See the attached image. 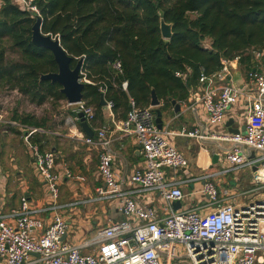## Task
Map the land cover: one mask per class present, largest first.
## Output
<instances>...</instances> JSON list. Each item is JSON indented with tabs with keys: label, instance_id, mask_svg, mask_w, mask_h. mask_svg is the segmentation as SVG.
Masks as SVG:
<instances>
[{
	"label": "built area",
	"instance_id": "1",
	"mask_svg": "<svg viewBox=\"0 0 264 264\" xmlns=\"http://www.w3.org/2000/svg\"><path fill=\"white\" fill-rule=\"evenodd\" d=\"M14 2L40 16L36 0ZM237 62V59L223 61L219 72L202 74V90L191 89V95L195 104L205 108L212 127L222 125L227 113L242 105L246 118L244 132L209 135L201 128L159 129L154 108L138 107L131 101L127 118L114 123L116 131L135 136L145 159V167L135 170L129 183L120 180L114 171L115 132L103 126L90 138L79 128V114L91 126L96 120V109L85 101L75 105L62 102L63 107L71 109L65 119L69 131L74 129L80 142L99 150L98 172L104 187L97 190L94 200L117 201L124 215V219L100 228L92 238L78 245L68 242L71 225L59 214L65 208L58 203L59 187L64 179L86 180L75 176L65 164L58 167L57 156L32 141V135L45 131L29 129L24 142L36 176L46 187L51 202L49 206L36 208L23 198L18 207L8 211L0 197V264H183L179 248L186 250L192 264H264V70L249 73L245 87L238 89L233 79ZM115 69L121 70V64L116 63ZM123 88L127 90V83ZM112 108V103L107 102L105 109L111 115ZM191 108L196 110L194 106ZM12 125L26 130L16 122ZM167 137L226 143L229 148L225 159L230 166L195 180L177 179L180 169L186 170L189 162ZM246 169L253 171V185L240 195L232 194L228 188L220 190L215 183L217 177ZM191 181L203 183L196 193L203 200L190 209L176 211L173 203L186 199L183 186ZM261 191L259 199L251 198ZM148 192L157 193L164 206H147L136 199V194ZM245 197L246 202L239 200ZM45 213L52 215L48 223L41 218Z\"/></svg>",
	"mask_w": 264,
	"mask_h": 264
},
{
	"label": "trees",
	"instance_id": "2",
	"mask_svg": "<svg viewBox=\"0 0 264 264\" xmlns=\"http://www.w3.org/2000/svg\"><path fill=\"white\" fill-rule=\"evenodd\" d=\"M36 5L43 33L60 38L72 67L83 60L84 101L96 109V118L104 115L102 94L113 114L125 120L131 101L150 107L155 90L163 103L157 110L164 114L173 101L186 102L191 85L202 74L219 72L223 61L237 59L248 75L259 70L256 54L264 55V0H36ZM162 19L173 27L170 40L162 36ZM35 22L36 15L14 0H0V88L18 90L39 106L66 101L59 84L40 81L58 66L49 50L32 43ZM5 41L19 62L7 61ZM12 122L27 131H51L49 120L17 111ZM32 141L42 150L49 146L44 133H35Z\"/></svg>",
	"mask_w": 264,
	"mask_h": 264
},
{
	"label": "crops",
	"instance_id": "3",
	"mask_svg": "<svg viewBox=\"0 0 264 264\" xmlns=\"http://www.w3.org/2000/svg\"><path fill=\"white\" fill-rule=\"evenodd\" d=\"M257 54L256 58L259 63L258 71H263L264 61L262 60V58L264 55L261 54L260 57H258ZM234 68L235 70H233V74L236 71L242 72V78L245 80L246 84L247 75H245L243 73V70L240 69L238 62L234 64ZM186 78L187 75H185L183 79ZM191 89L194 91L202 90V87L200 85V79L196 85H191L188 100L183 103H178L181 106V112L179 114L175 112V107L173 104L171 109H169L166 113L162 114V129L169 128L179 131L182 128H187L188 130L201 128V130H203L205 133H210L209 135H212L211 133L213 132L219 135L229 133V128H227L226 124L232 119L234 120V124L232 125L233 129L241 130L246 125V118L244 114L245 108L242 109V105H240V109L234 108L227 113L226 121L222 125H220L219 127H212L209 124L208 114L206 113L203 105L194 103V100L191 95L193 91H191ZM162 105L163 103L161 102V106ZM191 106H194L196 110H193ZM157 109L154 108V110ZM241 110L243 111L241 112ZM104 111L106 112V115ZM103 113V117L96 118V120L91 124V127L95 133L98 128H101L103 126H107L115 132L113 136L114 141L112 144V149L115 154L114 171L116 172L120 180H124L126 183H129V178L133 174V172L135 170L143 169L145 167V159L142 154L141 147L138 145L135 136L123 134L122 132L115 130L114 123H117L122 120H120L114 114L111 115L110 112L107 111L105 108H103ZM79 128L82 131L81 127ZM45 133L48 134V140L54 138L57 144L56 147L51 148V151L58 158V167H61V165L64 164L67 167H71V169H73V171H75L76 173L84 175L87 179V182L85 181L86 185L88 183L86 187H81L80 190L77 191L75 190L76 185L74 183H77V181L64 179L60 183V205L65 207L72 205L73 202L71 201L79 197L81 194H84L85 196H90L91 200L94 199L97 196V190L104 187L98 172L99 150L87 147L82 142H80L76 137L77 133L74 129L72 131H69V135L58 134L55 133V131ZM65 138L76 140L78 142V145H81L85 148V151L81 152L77 145L70 144L69 141ZM171 138L175 139L172 140V143H175L176 147L183 153V155H185L186 159L190 163V171L192 173L191 175H189V177H185L182 172L186 170L179 171L177 179H184V181L195 180L200 178L202 175L217 173L223 170L224 168L230 166L229 162L225 159V151L229 148V145L226 143L208 139L206 141L197 142L188 138ZM19 150L20 149H11V152L21 153V151ZM27 155L30 160L32 173L27 174L24 170L25 175H22V178L19 179L21 193L17 194L14 192V190L12 192L9 191L10 181H8V174L4 177L0 176V197L5 200V209L8 211L12 208L18 207L21 204L23 198H27L29 201H31L36 208H43L45 206L50 205V196L48 194V191H45L47 189L44 184L36 176L33 167V162L28 149ZM215 158L216 160H214ZM167 175L171 177V174L168 171ZM251 178H253L252 170L249 174H245L244 176L235 177L231 175H226L217 177L215 183L218 185L220 190H225L228 188L234 194L240 195L251 189ZM202 185V182L191 181L183 186V191L186 194V200L189 201V204L186 206L185 202L182 201L181 209H190L192 207V203L195 205V202H192L194 200L193 196L195 195L199 196L198 202L199 200H203L201 199L200 195L194 194L195 192L197 193L201 190ZM187 186H190V192L188 189H186ZM125 188L130 190L128 187ZM194 188H196V190L193 191ZM47 195L48 198L46 199ZM136 199L140 203L147 206L151 205L162 208L165 204L163 199L157 193L153 192L136 194ZM90 215V221H87V223L83 225V230L87 235L86 237H88V239L92 238L95 233L100 229L101 223L105 227L111 222L120 221L124 219V215L120 209L119 204L114 205L113 207L99 205L98 207L93 208ZM51 217V213H45L41 215V218L44 219L46 223L50 221ZM89 252V250H85V253Z\"/></svg>",
	"mask_w": 264,
	"mask_h": 264
},
{
	"label": "rangeland",
	"instance_id": "4",
	"mask_svg": "<svg viewBox=\"0 0 264 264\" xmlns=\"http://www.w3.org/2000/svg\"><path fill=\"white\" fill-rule=\"evenodd\" d=\"M4 47L8 51L6 55L8 62H19L21 60L20 55L12 50L10 42L5 41ZM15 91L18 90L12 89L10 87L0 88V176L4 177L8 174V181H10L9 191L12 192L14 190L15 193L19 194L21 193L19 179L22 178V175H25V173H32L30 160L27 155V148L25 147L24 143V137L26 136V132L29 133L30 131L24 129L22 130V128L12 125L13 114L15 113V111H17L19 114H29L36 118H45L49 120L51 131H55V133L58 134L69 135V127L66 125L65 119L71 113V109L63 107V101L55 102L53 100H49L46 104L42 106L35 105L30 102V100L20 91H18V94H16ZM243 108L244 107L242 106V109ZM242 111L243 110H241V112ZM104 113L106 115L105 111ZM12 128L17 129V132L13 131ZM65 139L68 140L70 144L77 145L81 152L85 151V148L81 145H78V142L76 140H72L69 138ZM167 139L171 144L175 145V143H172V140H175L174 138L167 137ZM56 146L57 144L55 142V139L51 138L49 140V146L46 150L51 151V148ZM11 149H20L19 151H21V153H12ZM68 168L73 172L75 176L84 177L85 180H87L84 175L76 173L75 171H73V169H71V167ZM182 170L183 169H180V171ZM250 172V169H246L233 172L229 175L238 177L244 176L245 174H249ZM182 174H184L185 177H189V175L192 174L190 171V163L189 166L186 168V171L182 172ZM86 182H74L76 185L75 190L78 191L81 187H86L88 185V183L86 185ZM250 185H253V178H251ZM189 188L190 186H187L186 189H188L190 192L191 190ZM194 190H196V188H194L193 191ZM45 191L47 192V190ZM262 192L263 191L258 194L252 195L251 198L259 199L260 194ZM194 194H196V192ZM47 198L48 195L46 196V199ZM90 198V196H85L84 194H81L79 197L71 201L73 202L71 206L65 207L59 211V214L62 215V217L71 225V230L68 235V242L73 245H78L88 239V237H86L87 235L83 230V225L87 223V221H90V214L93 208H96L99 205L113 207L114 205L119 204L117 201L104 202L96 201L94 199L91 200ZM193 198L194 200L192 202H195V205L192 203V207L198 204L199 196L195 195L193 196ZM239 200L241 202H246L247 198L245 197ZM184 202L186 206L189 204V201H187L186 199L184 200ZM59 204H61V202ZM100 228H104L102 223L100 224ZM178 255L183 257V264H192V262L186 257V250L184 248L178 249Z\"/></svg>",
	"mask_w": 264,
	"mask_h": 264
},
{
	"label": "water",
	"instance_id": "5",
	"mask_svg": "<svg viewBox=\"0 0 264 264\" xmlns=\"http://www.w3.org/2000/svg\"><path fill=\"white\" fill-rule=\"evenodd\" d=\"M172 25L165 22L164 19L161 20V32L162 36L166 40H170L173 37ZM32 43L38 47L49 50L54 60L58 66V71L55 73L42 74L40 81H50L52 84H59L61 87V93L65 96L66 101L70 105H75L84 101V90L86 83L82 81V69H83V60H79L75 67H72L73 57L70 56L67 51L62 47L59 37H55L51 34H44L42 31V18L36 16V22L32 28ZM242 72L236 71L234 75V84L238 89H243L245 87V80L242 78ZM172 104L175 107V112L179 114L181 112V106L176 101H173ZM150 106L152 108H159L161 106V101L159 100L156 91H152V99ZM101 107H107V101L105 96L101 95ZM157 115V124L159 129H162V113L159 110H156ZM80 118V127L82 131L90 138H93L95 135L94 130L90 124L86 121V118L81 113L79 114ZM234 120H230L226 126L229 128L230 134H238L245 131V126L240 129H233L232 125ZM28 135V132H26ZM254 157V155L252 156ZM216 160V158L214 159ZM257 168H254L256 171ZM173 206L175 210H180L182 207L181 202H174Z\"/></svg>",
	"mask_w": 264,
	"mask_h": 264
}]
</instances>
